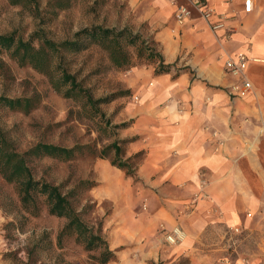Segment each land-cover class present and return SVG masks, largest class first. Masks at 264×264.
<instances>
[{
  "label": "crops",
  "instance_id": "1",
  "mask_svg": "<svg viewBox=\"0 0 264 264\" xmlns=\"http://www.w3.org/2000/svg\"><path fill=\"white\" fill-rule=\"evenodd\" d=\"M199 3L212 9L209 17ZM127 4L136 21L153 26L151 40L167 66L157 72L154 60L135 71L130 91L141 89L142 98L124 109L134 119L128 132L138 136L130 148L151 143L149 178L162 200L156 219L180 233L169 249L158 241L144 263L181 255L192 263L195 253L215 264H264V0ZM239 54L247 57L243 72H228L225 61ZM244 81L251 85L245 91ZM228 229L243 233L237 246L251 250L226 256Z\"/></svg>",
  "mask_w": 264,
  "mask_h": 264
},
{
  "label": "rangeland",
  "instance_id": "2",
  "mask_svg": "<svg viewBox=\"0 0 264 264\" xmlns=\"http://www.w3.org/2000/svg\"><path fill=\"white\" fill-rule=\"evenodd\" d=\"M50 1L0 0V34L15 33L26 40L38 33L58 42L99 24L128 27L152 42L153 26L136 21L127 0H70V6L61 10L51 7ZM33 43L38 45L36 40ZM129 50L133 52V48ZM55 61L73 76L77 91L68 94V85L54 87L62 82L60 70L50 72V76L20 64L6 52L0 53V95H36L38 99L27 114L0 106V127L21 151L37 142L67 148L81 146L67 160H32L34 176L60 184L64 192L75 189L73 206L89 226L97 228L101 222V235L114 252L106 264H145L143 260L147 259L143 257L155 253L158 241H165L164 249H169L180 240L178 229L168 231L156 219V208L162 200L153 192L156 183L149 178L151 161L155 162L150 158L151 143L136 152L131 150V142L138 136L128 132L134 119L127 120L124 112L127 105L142 98L141 89L137 94L130 91L135 71L152 63L133 56L130 66L117 68L104 51L92 45L76 52L61 48ZM113 143L122 148L120 159L130 161L128 170H134L136 178L128 175V170L112 165L115 157L111 149L103 152ZM82 180L86 184L78 186ZM65 222L64 217L50 214L43 203H39L36 214L28 213L18 200L15 185L0 177V264H99L91 257L93 253L73 237H64L58 244L56 236ZM215 237L212 240H217ZM240 248L251 250L244 245ZM262 248L264 245L258 250ZM192 254L191 264H215L210 257L201 259ZM172 262L164 259L156 263Z\"/></svg>",
  "mask_w": 264,
  "mask_h": 264
},
{
  "label": "trees",
  "instance_id": "3",
  "mask_svg": "<svg viewBox=\"0 0 264 264\" xmlns=\"http://www.w3.org/2000/svg\"><path fill=\"white\" fill-rule=\"evenodd\" d=\"M11 1L12 3H22L23 1L30 2L34 0ZM49 5L61 10L70 6V0H52ZM35 40L37 46L33 43ZM91 45L104 51L111 64L117 68L130 66L133 56L148 61L158 60L157 72L164 71L167 68L163 65L162 56L157 52L154 43L144 38L139 32H132L128 27L110 28L96 24L78 30L74 33L72 39L58 42L38 33H32L30 38L26 40L16 36L15 33L0 34V53L6 52L20 64H28L41 72L50 74V76L53 75L50 72L60 70L62 82L59 85L54 84V87L60 88L68 85V94L77 91V85L73 76L63 70L60 63L55 61V58L61 48L76 52ZM129 48H133V52ZM87 99L91 101L92 97L88 94ZM37 103L36 95L17 98L0 95V106L24 114L29 113ZM81 148V146L67 148L51 143L37 142L21 151L15 147L7 132L0 127V177L5 182L15 185L18 200L28 213L36 214L39 211V203H43L47 206L50 214L66 219L65 224L56 236L59 245L64 237H73L86 251L93 253L91 257L97 263L106 264L114 257V252L101 235V222H99L97 228L85 223L81 218V212L72 203L75 189L64 192L60 184H53L42 178H36L30 165L32 160H39L44 157L67 160L72 158L75 152ZM108 149L114 152L115 160H111L112 165L123 170H128L131 167L129 160L122 161L120 159L122 148L117 143L106 147L103 152ZM126 173L136 178L134 170H128ZM84 184H86V181L82 180L78 186ZM242 234L234 233L230 229L225 232L223 243H226L228 239L230 240L224 252L227 254L226 256L234 257L236 250L240 249L237 246V241ZM181 256L177 257L176 261L173 260L171 264H191L189 258L184 257L182 259Z\"/></svg>",
  "mask_w": 264,
  "mask_h": 264
},
{
  "label": "built area",
  "instance_id": "4",
  "mask_svg": "<svg viewBox=\"0 0 264 264\" xmlns=\"http://www.w3.org/2000/svg\"><path fill=\"white\" fill-rule=\"evenodd\" d=\"M197 8L199 9L201 16L203 18H207L211 15L212 9L206 5L197 4ZM184 11L181 10L179 13H177L176 17L179 21L183 19ZM221 26L220 23H217L213 27H219ZM247 63V57L244 54H239L237 57H228V59L225 61V69L230 73H241L243 72L245 65ZM251 87L250 83L248 81H244V88L243 90H248Z\"/></svg>",
  "mask_w": 264,
  "mask_h": 264
}]
</instances>
